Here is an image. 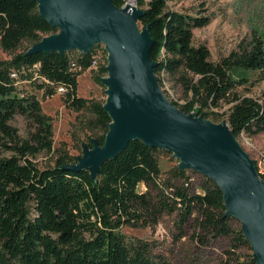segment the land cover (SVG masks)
<instances>
[{
    "label": "trees",
    "instance_id": "16d2710c",
    "mask_svg": "<svg viewBox=\"0 0 264 264\" xmlns=\"http://www.w3.org/2000/svg\"><path fill=\"white\" fill-rule=\"evenodd\" d=\"M129 1L114 0V4L122 8ZM168 1L138 0L137 6L147 5L140 24L149 27L154 40L151 58L157 64L161 89V75L173 76L187 96L182 104L169 101L186 114L194 112L215 123L223 122L217 110L230 105L226 121L237 139L264 133V88L259 98L241 95L237 90L248 79H235L237 71L253 72L264 83V40L253 36L249 48L212 62L206 45H193V31L208 26L210 19L170 11ZM57 33L34 0H0V44L5 51H16L24 42L33 46ZM74 53L26 51L10 64L0 61V264H174L155 252V244L128 239L121 228L150 219L158 223L163 215L175 213L179 229L196 220L199 242L229 239L233 253L240 248L249 251L226 264H257L241 225L225 216L217 185L200 176L197 192L193 171L177 166L162 171L159 150L142 142L130 143L117 159L106 162L97 181L87 171L64 170L77 163L70 156H60L53 168L35 166L37 155L53 152V121L36 94L22 90L23 84L15 85L14 71L30 70L27 83H39L47 97L63 87L65 105L90 115L88 129L100 145L108 132L111 120L103 109L105 101L78 96L79 77L99 56L107 58L105 48L99 45L76 57ZM99 72L107 76L106 66ZM16 116L24 117L30 126L26 138L12 125ZM88 145L93 147L91 139ZM141 184L147 188L144 193L138 191ZM154 190L157 195L152 197Z\"/></svg>",
    "mask_w": 264,
    "mask_h": 264
},
{
    "label": "water",
    "instance_id": "95a60500",
    "mask_svg": "<svg viewBox=\"0 0 264 264\" xmlns=\"http://www.w3.org/2000/svg\"><path fill=\"white\" fill-rule=\"evenodd\" d=\"M40 15L58 33L44 37L27 54H89L103 45L107 53L104 111L111 122L103 145L91 139L76 164L63 169L87 171L98 180L102 166L132 142L163 150L178 160V169L211 179L223 194L226 217L238 221L253 259L264 264V178L227 121L215 123L186 114L161 89L151 58L154 40L140 28L144 11L130 0H34Z\"/></svg>",
    "mask_w": 264,
    "mask_h": 264
},
{
    "label": "rangeland",
    "instance_id": "374dc122",
    "mask_svg": "<svg viewBox=\"0 0 264 264\" xmlns=\"http://www.w3.org/2000/svg\"><path fill=\"white\" fill-rule=\"evenodd\" d=\"M149 1L146 0V3ZM137 2L138 0L134 1L135 5ZM141 9H147V5ZM168 10L190 16H205L210 19L208 26L193 31V45L195 47L206 45L211 52V61L215 63L229 57L232 53L249 48L253 42V36L264 40V0H169ZM139 26L142 28L141 24ZM31 47V43L24 42L18 50L7 52L0 44V61L10 64L16 55L28 51ZM77 53L75 52L72 56L76 57ZM103 66H107V58L99 56L93 67L79 77V97L98 102L106 100V88L100 82L103 77L99 72ZM12 68L17 70L15 67ZM31 74L30 70L20 72L22 81H25L21 89L36 94L43 112L53 121V152H44L33 159L38 169L45 170L53 168L60 156L74 158L82 156L83 145H88L90 139L96 138L88 129L90 115L87 112L68 108L65 105L64 96L57 92L52 97L44 96V90L38 88L39 83H26L30 80ZM242 77H246L248 83L239 87L237 91L241 95L261 97L264 88L261 75L237 71L235 79ZM164 81L168 88L165 94L167 98L180 104L187 100L184 89L176 77L166 76ZM229 108L230 105L223 104L221 109L217 110L223 121L227 120ZM12 125L21 137L28 136L30 126L24 117L16 116ZM238 141L255 160L259 173L264 175V133L255 136L243 134ZM158 157L164 172L178 165V160L166 151L159 150ZM200 176L195 172L192 175L193 187L197 192L201 191ZM138 191L144 193L147 188L141 184ZM151 193L152 197L157 195L155 190ZM146 221L143 220L136 226H123L121 231L128 239L138 238L152 242L156 245L155 252L165 256L174 264H226L228 261H235L240 255L249 253L245 248H240L233 253L234 247L229 239L212 240L207 244L199 242L196 220L179 229L177 213L163 215L158 223H154L151 219Z\"/></svg>",
    "mask_w": 264,
    "mask_h": 264
},
{
    "label": "built area",
    "instance_id": "2783aa9c",
    "mask_svg": "<svg viewBox=\"0 0 264 264\" xmlns=\"http://www.w3.org/2000/svg\"><path fill=\"white\" fill-rule=\"evenodd\" d=\"M12 79L14 80L15 82V85L16 86H19L21 84H24L25 81H21V78H20V72H17V71H14L12 74ZM163 81V87H162V90L164 91V93H167L168 92V88H167V84L166 82L164 81L165 80V75H161L160 77ZM27 83V82H26ZM57 93H59L60 95H64L65 94V89L63 87H58L57 88Z\"/></svg>",
    "mask_w": 264,
    "mask_h": 264
}]
</instances>
